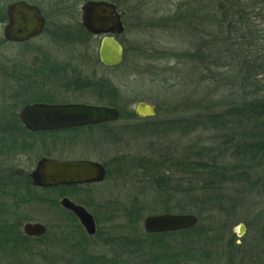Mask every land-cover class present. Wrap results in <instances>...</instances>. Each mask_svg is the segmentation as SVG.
I'll list each match as a JSON object with an SVG mask.
<instances>
[{
  "label": "rangeland",
  "instance_id": "1",
  "mask_svg": "<svg viewBox=\"0 0 264 264\" xmlns=\"http://www.w3.org/2000/svg\"><path fill=\"white\" fill-rule=\"evenodd\" d=\"M24 1L42 10L47 24L36 38L15 43L4 40L5 21L0 23V39L4 41L0 43L2 105L14 101L4 70L23 58L29 64L33 53L45 52L49 58L58 59L64 70H77L95 84L86 89L91 94L86 91L80 94L91 103L100 102L99 96L109 100L110 95L105 98L99 91L103 84L111 85L119 94L115 108L120 114L118 119L104 125L110 135L95 129L59 151L65 159L70 156L102 162L106 175L101 182L45 191L31 189L22 206H17L18 200L13 197L0 199V210L6 211L0 217V264H77L80 256L83 257L80 264H197L192 256L201 259L202 264H238L236 257L229 259L228 249L236 252L237 248L246 246L256 253L259 243L264 244L257 225L264 220V194L258 195L254 190L240 195L242 199H251L248 206H243L249 209L245 222L229 209L208 220L200 219L196 210H192L197 198L192 188L197 186V180L190 175L191 169L185 166L188 161L184 163L186 157L182 153L192 143L210 144L213 129L205 128L211 124L205 117L204 106L208 100L215 101L223 93L227 95L226 79L235 74L233 62L225 53L218 55L219 62L207 64L215 56H208L203 45L213 37L214 43L219 44L222 36L215 35L216 25L207 27L204 12L200 10L202 0H111L118 3L124 27L116 38L123 47L124 58L116 66H105L97 60L99 35L60 23L77 21L76 10L71 8L70 12L69 6L77 9L88 0ZM185 12L191 14L186 24H177L175 19ZM248 15L251 27L247 28V34L257 29L264 32L263 14L248 10ZM230 101H224L223 107ZM137 102L155 105L157 115L134 117ZM10 114L8 109L5 117L9 118ZM167 118L180 124L167 132L159 131L158 124ZM256 171L251 172V178ZM61 196L82 205L93 216L94 235L86 234L78 220L69 217L68 210L59 204ZM6 200L11 204L6 210L1 209ZM168 207L172 213L194 214L198 220L192 228L199 227L201 235L195 236L193 231L158 238L147 235L143 229L144 217ZM26 222L42 223L46 232L38 237L27 236L25 243L18 244L23 252L13 255L10 253L13 239L21 234L25 236L22 226ZM240 223L245 225L242 236L235 233ZM2 234L7 236L6 242L1 241ZM186 247H192L193 254L179 252Z\"/></svg>",
  "mask_w": 264,
  "mask_h": 264
},
{
  "label": "trees",
  "instance_id": "2",
  "mask_svg": "<svg viewBox=\"0 0 264 264\" xmlns=\"http://www.w3.org/2000/svg\"><path fill=\"white\" fill-rule=\"evenodd\" d=\"M10 2L12 1L7 0V3ZM7 3L3 4L0 0V23L6 21L4 9ZM200 4L202 5L200 10L202 9L208 22L207 27L216 25L215 35L222 36L219 44L214 43L213 37L203 45L208 49V56H215V59H209L211 61L207 64L214 65L219 62L220 54L225 53L233 62L235 74L230 77L232 79H226L229 86L227 95L223 93L221 98L215 101L208 100L204 106L205 117L211 124L210 128L207 126L205 128L213 129L210 144L192 143L191 146L186 147L188 151L182 153L186 157L184 163L188 161L185 166L190 167V175L193 180H197V186L192 188L193 194H197L192 210H196L202 217L200 219L208 220L214 214L229 209L232 214L234 212L244 221L249 215V209L243 206H248L251 199H242L240 195L242 193L246 195L247 191V194H250L249 191L254 190L258 195L264 194V32L257 29L250 30L247 34L246 31L251 27L248 10H255L257 15L264 16V0H202ZM182 6H185V3H182ZM190 15V12H185L181 14V18L175 20L177 24L181 22L186 24ZM3 42V39H0V43ZM102 91L111 97L107 101L100 97L98 100L116 107L119 95L117 91L107 83L103 84ZM225 97L231 100L227 107H223L224 101L227 100ZM133 116L135 117L134 114ZM179 124V121L167 118L158 124V129L167 132ZM253 170L257 171L255 177L251 178ZM160 179L156 182L158 183ZM169 207L162 212L172 213ZM243 212L245 214H242ZM67 213L69 217L75 218L70 212ZM183 213L188 212L183 211ZM246 224L251 226L249 221ZM257 225L260 235L264 236V220ZM191 231L195 236L202 233L199 227H194L189 230L147 235L158 238L165 235L188 234L192 233ZM21 235L13 239L14 247L10 251L13 255L24 250L19 248L18 244L25 243L23 241L27 240V236ZM3 239L6 242L8 238L2 234L1 241ZM179 252L193 254V248L186 247L184 251ZM227 254L230 260L236 257L234 260H237L238 264H264L263 243H259L254 254L251 248L246 246L240 250L237 248L236 252L228 249ZM175 256L178 257V254ZM80 258L77 264L83 261V257ZM192 258L193 262L202 264L198 257L192 256Z\"/></svg>",
  "mask_w": 264,
  "mask_h": 264
},
{
  "label": "water",
  "instance_id": "3",
  "mask_svg": "<svg viewBox=\"0 0 264 264\" xmlns=\"http://www.w3.org/2000/svg\"><path fill=\"white\" fill-rule=\"evenodd\" d=\"M82 25L93 35H103L98 47V58L105 66H116L122 62L123 47L116 39L123 32L121 13L112 2L105 0H89L82 7ZM6 22L2 28L5 41L21 43L40 35L45 19L40 8L24 0H16L5 5ZM43 105L26 106L21 112V118L30 129H46L50 127H76L94 125L119 118V112L114 107L66 104L46 107V116L53 118L52 122L34 123L26 120V114ZM136 117H153L158 113L157 107L137 102L133 109ZM106 175L104 167L95 161L72 160L56 161L41 160L31 174L32 184L37 186L73 185L91 182H101ZM60 205L72 212L85 230L86 234L94 235L96 223L93 216L82 206L72 202L67 197L60 200ZM197 217L190 213L160 212L150 214L143 219V229L148 234L177 232L192 228L197 223ZM22 231L27 236L38 237L46 232L44 224L26 222ZM245 225L238 224L235 233L242 236Z\"/></svg>",
  "mask_w": 264,
  "mask_h": 264
},
{
  "label": "flooded vegetation",
  "instance_id": "4",
  "mask_svg": "<svg viewBox=\"0 0 264 264\" xmlns=\"http://www.w3.org/2000/svg\"><path fill=\"white\" fill-rule=\"evenodd\" d=\"M108 2L112 1L109 0ZM83 3H81L77 9L73 5L69 6L68 9L70 12L71 8H73L76 10V14H78L79 18L75 22L69 21L65 24L60 22L64 27H78L85 29L82 25L81 19V7ZM112 3L115 4L117 11L120 13L118 3L116 1ZM66 7L67 6H64L65 9ZM40 11L45 19V28L47 18L41 9ZM64 12L65 11H62V13ZM99 36L100 39L103 37V35ZM97 60L99 61L98 53ZM63 66L64 65L61 64L58 59L49 58L45 52L41 54L35 52L32 54L29 64L27 63V59L23 58L20 62L14 61L13 66H11L10 69L4 70L8 77V81L11 84L12 98L14 101L11 103L4 102L3 105L2 102H0V199L2 198V200H5L8 197H13L18 200L15 201L17 206L26 204L24 199L30 194L29 191L31 189L45 191L59 188L62 189L64 187H80L97 184V182L67 186H37L32 184L31 174L35 171L41 160L93 161L88 158H76L70 156H67V159H65L64 155L59 154V151H62L70 145L76 144L79 141L77 138H79L80 135H90L95 129H101L104 134L110 135V132L104 128V125L108 124L109 121L94 125L67 128L50 127L36 130L30 129L26 126L21 118V112L26 106L37 104L43 105L42 107L33 109L26 114V120L33 121L34 123L53 121L52 117L46 116L45 111H48L45 110L46 107H55L66 104H87L111 107L106 102H102V100L97 103H91L87 101L86 98L84 99L85 95L80 94H83L85 91L91 94V91H87L86 89L90 90L91 86H95V84H93L89 78L85 79L77 70H64ZM56 81L60 82L59 85H52V83ZM102 88L99 91L101 93L100 95L103 96L104 94L106 95V98L108 94H105L102 91ZM88 97L90 98V96ZM8 109H10L11 114L9 115V118H6L5 114ZM7 119L10 122H6ZM95 162L100 163L104 169H106L102 162ZM64 197L65 196H61L60 200ZM7 201L9 200L4 202L5 205H2L3 208L1 209L6 210V208H8L7 206L10 205L11 202L8 203ZM2 212L6 213V211L0 210V217L6 215Z\"/></svg>",
  "mask_w": 264,
  "mask_h": 264
}]
</instances>
